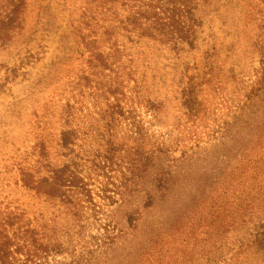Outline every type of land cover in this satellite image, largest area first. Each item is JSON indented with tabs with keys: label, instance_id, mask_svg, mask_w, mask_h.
Returning a JSON list of instances; mask_svg holds the SVG:
<instances>
[{
	"label": "trees",
	"instance_id": "1",
	"mask_svg": "<svg viewBox=\"0 0 264 264\" xmlns=\"http://www.w3.org/2000/svg\"><path fill=\"white\" fill-rule=\"evenodd\" d=\"M52 2L0 0L1 47L16 44L0 69V102L12 99L0 135L15 148L30 126L31 139L0 169V193L12 182L20 192L0 195V264H93L124 240L118 224L135 228L153 191H167L175 139L152 126H167L172 103L175 127L230 102L239 123L249 104L264 110V0H57L70 33L50 57L61 28ZM33 71L37 82L14 95ZM110 172L120 175L119 199L98 203L94 182ZM254 229L260 259L238 252L234 264H264V224Z\"/></svg>",
	"mask_w": 264,
	"mask_h": 264
},
{
	"label": "rangeland",
	"instance_id": "2",
	"mask_svg": "<svg viewBox=\"0 0 264 264\" xmlns=\"http://www.w3.org/2000/svg\"><path fill=\"white\" fill-rule=\"evenodd\" d=\"M53 1L49 15L61 28L50 44V57L57 55L60 34L70 33L67 11L62 12L57 0ZM34 10L39 11L38 4ZM15 45L2 48L0 43V69L4 62L11 64L9 53ZM248 61L245 79L251 84L260 64L257 55L249 56ZM33 72L31 83L17 86L14 95H23L27 86L37 82L38 73ZM11 104L10 97L1 101L0 113ZM231 106L230 102L212 114H201L194 122L185 120L179 127L173 125L181 117L179 108L173 103L168 106L167 126H152L175 139L171 146L177 160L166 176L167 191L164 194L153 191L155 204L145 210L135 228L130 229L123 222L118 224L117 230L123 227L126 237L93 264H234L238 252L248 256L250 263H257L261 254L254 243L257 234L254 228L264 224V110L249 104L248 120L239 123ZM143 118L149 121L150 116L144 114ZM29 128L16 140L23 142L15 148V142L0 135V169L12 150L29 144L31 139L25 135ZM116 173H103L94 182L96 202L101 203L104 198L110 201V196L119 199L116 195L119 190L113 184L120 177ZM6 194L20 197L13 182L0 193ZM23 200L29 201L27 196ZM119 205L108 207L112 208L113 220ZM108 209L106 216L111 214ZM70 260L58 258L61 262Z\"/></svg>",
	"mask_w": 264,
	"mask_h": 264
}]
</instances>
